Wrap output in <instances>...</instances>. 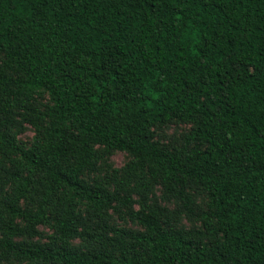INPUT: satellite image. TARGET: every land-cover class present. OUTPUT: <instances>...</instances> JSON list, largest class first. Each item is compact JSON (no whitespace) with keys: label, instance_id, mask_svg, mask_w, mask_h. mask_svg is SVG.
I'll list each match as a JSON object with an SVG mask.
<instances>
[{"label":"trees","instance_id":"1","mask_svg":"<svg viewBox=\"0 0 264 264\" xmlns=\"http://www.w3.org/2000/svg\"><path fill=\"white\" fill-rule=\"evenodd\" d=\"M0 54V146L15 153L1 175L10 192L0 199V257L264 264V0H0ZM41 90L51 100L43 110L32 101ZM17 108L37 129L29 147L3 133ZM173 120L192 128L172 148L153 127ZM96 146L133 155L114 190L82 179ZM156 182L188 211L190 186L208 194L190 237L144 204L127 211L144 230L109 224L110 209L132 203L135 190L147 198ZM80 200L101 224L83 222ZM50 218L49 241L14 240ZM71 236L99 247L80 251Z\"/></svg>","mask_w":264,"mask_h":264},{"label":"rangeland","instance_id":"2","mask_svg":"<svg viewBox=\"0 0 264 264\" xmlns=\"http://www.w3.org/2000/svg\"><path fill=\"white\" fill-rule=\"evenodd\" d=\"M2 55L0 54V60ZM33 105L40 109H45L47 103H51L50 95L47 91L41 90L33 95ZM16 122L8 126L3 133L9 136V139L18 146L29 147L32 144L34 136L37 134V129L32 122L30 112L25 109H16L15 114ZM192 128V124L180 120H173L169 123L162 125H155L153 127L155 131V140H158L161 144H165L169 147H180L183 144L184 136ZM6 146L8 153L3 152V148L0 146V199L9 194L10 184L4 183L1 175L4 170L11 169V164L8 159L9 155H15L13 152V146L8 144ZM99 154L98 162L93 170H85L82 174V179L89 185L93 186L96 183H104L109 190H114L116 187V180L123 175L124 169L129 162L133 159V155L126 150H104L102 146H96ZM143 180V177L138 175L132 178L128 184L129 188L136 187L138 183ZM194 199L192 205V211H188L183 206L182 201L168 193L162 184L159 182L151 183L149 189L146 190L147 198L144 197V190L133 191V201L127 206H121L119 210L110 209L105 217L108 219L110 225L118 227H126L132 231L144 230V227L136 220L132 219L127 213L130 209H139L141 205H145L146 209L149 207L159 208V219L166 227H173L181 230L188 237L190 230L202 227L201 215L208 210L209 196L206 191L202 190L196 185H192L189 188ZM31 190L28 191L26 197L22 200L21 205L23 207L30 205ZM35 205V204H31ZM76 209L78 214L83 217V222L88 224L98 223L102 221L98 216L92 215L84 201L77 202ZM18 225H22L24 222L21 218L16 219ZM53 218L48 219L45 223L38 226V233L34 236L27 235L25 233H19L13 238L17 241H36L47 242L50 236L54 233ZM84 226H80L82 229ZM88 227H91L89 225ZM67 244L71 247L77 248L80 251L97 249L99 243L95 241H89L80 236H71L67 238ZM24 259H17L15 257H0V264H26Z\"/></svg>","mask_w":264,"mask_h":264}]
</instances>
